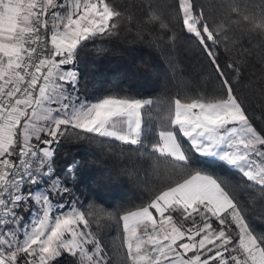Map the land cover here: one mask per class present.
<instances>
[{
    "label": "snow or ice",
    "instance_id": "6c2138e0",
    "mask_svg": "<svg viewBox=\"0 0 264 264\" xmlns=\"http://www.w3.org/2000/svg\"><path fill=\"white\" fill-rule=\"evenodd\" d=\"M133 31L159 61L105 72ZM181 38L204 60L194 79ZM69 142L85 154L58 165ZM90 167L105 188L143 171L140 196L82 201ZM0 264H264V0H0Z\"/></svg>",
    "mask_w": 264,
    "mask_h": 264
},
{
    "label": "trees",
    "instance_id": "16d2710c",
    "mask_svg": "<svg viewBox=\"0 0 264 264\" xmlns=\"http://www.w3.org/2000/svg\"><path fill=\"white\" fill-rule=\"evenodd\" d=\"M203 3H212L214 0H201ZM177 31L179 29L177 28ZM245 48H251L253 53L259 51V40L249 42L248 39L242 41ZM113 54H110L108 59H106L102 65V68L105 72L119 68L121 74L125 71L131 73L135 70V66L139 65L141 61H159V53L155 50L154 47L150 46L147 39L139 41L136 39V33L133 31L131 33L122 32L120 38L114 42L112 45ZM91 48V46H89ZM176 54L179 60L183 63L185 70L189 78H195L198 73L204 67L203 57L200 55L199 50L185 39L181 38L177 42ZM94 58V54L90 50H85L81 52V61L88 62ZM229 58V53L225 52L224 48L220 49V59L222 62L227 61ZM260 65L257 63V60L254 57L252 58L251 64L248 66L245 74V81L249 76L259 69ZM258 74V73H257ZM129 83H134L141 86L142 89L148 92H152L153 88L156 89V92L153 94H159L162 91L160 85H154L151 81L147 79H139L137 77H130ZM99 88V85L96 86ZM93 94L95 93L94 89H90ZM175 91V89H173ZM95 147V145H93ZM71 151L72 155L85 154V149L75 145L72 142L65 144L62 149V154L58 159V165L63 162V152ZM79 158V156L77 157ZM91 160V155L87 157ZM104 163L102 165L94 166L102 169L111 170L113 172L123 171L125 166L131 167L132 161L135 160V157H132L131 160H125L123 157L109 159L104 157ZM142 163V162H141ZM141 163L137 164V168L141 167ZM91 174V167L85 171L82 176V182L80 184L77 195L80 196V199L86 203L95 202L97 204H102L103 207L112 205V211L117 205L122 201L132 200L140 196V188L138 185L145 180L143 171L140 172L139 180H130L127 176H123V183L118 187L105 188L103 186H97L93 183L89 176ZM102 227V232L106 233L107 239H111L115 235V223L114 221H104ZM111 225V227H109Z\"/></svg>",
    "mask_w": 264,
    "mask_h": 264
}]
</instances>
